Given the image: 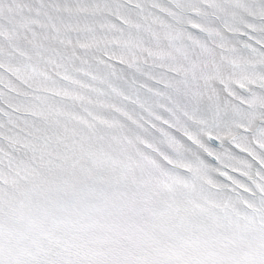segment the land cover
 <instances>
[{"label": "snow or ice", "instance_id": "6c2138e0", "mask_svg": "<svg viewBox=\"0 0 264 264\" xmlns=\"http://www.w3.org/2000/svg\"><path fill=\"white\" fill-rule=\"evenodd\" d=\"M0 264H264V0H0Z\"/></svg>", "mask_w": 264, "mask_h": 264}]
</instances>
